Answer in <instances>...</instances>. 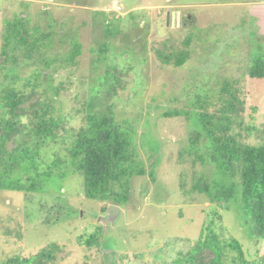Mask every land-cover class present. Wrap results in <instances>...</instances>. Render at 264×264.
<instances>
[{"label": "rangeland", "instance_id": "1", "mask_svg": "<svg viewBox=\"0 0 264 264\" xmlns=\"http://www.w3.org/2000/svg\"><path fill=\"white\" fill-rule=\"evenodd\" d=\"M119 1L124 7L120 21L107 0H0V90L12 80L5 77L9 67L19 68L17 86L40 68L39 62L4 63L6 20L25 17L28 27L43 32L51 24L55 32L49 50L52 57L68 51L69 40L76 36L83 45L77 62L48 80L60 89L56 115L68 131L78 130L92 98L104 101L95 111L111 107L118 123L132 128L138 158L147 171L133 178L130 204L121 207L116 221L106 222V230L99 220L112 204L85 198L84 177L73 171L65 181L52 179L42 193L0 190V261L17 253H36L55 242L64 249L53 264H109L111 258L117 264H174L180 253L196 244L203 229L212 226L222 239L241 242L250 264H264V240L253 238L237 205L224 209L205 195L188 192L197 174L211 178L215 168L193 164L188 157L181 162L179 152L189 146L191 121L162 116L167 109H191L200 98L216 102L224 80L238 81L235 87L244 111L232 133L249 144L264 141V78L252 79L248 74L256 57L264 55V0ZM149 5L153 8L129 12L133 6ZM164 6L177 7L181 27L177 23L175 28L168 27L167 19H162L169 10ZM97 12L106 13L110 24ZM142 21H148L147 28L137 27ZM107 24L121 33L109 34ZM158 29L164 35L159 36ZM170 29L181 30L175 33L179 45L192 36L190 55L182 68L165 66L155 55L154 46L166 40ZM111 66L123 80L116 91L110 86L113 80L108 82L105 77ZM40 80L39 90L50 88L45 78ZM73 140L61 138L43 146L39 172L57 157L65 162L61 171H66L70 163L67 148ZM98 230L101 244L89 247L79 242Z\"/></svg>", "mask_w": 264, "mask_h": 264}, {"label": "trees", "instance_id": "2", "mask_svg": "<svg viewBox=\"0 0 264 264\" xmlns=\"http://www.w3.org/2000/svg\"><path fill=\"white\" fill-rule=\"evenodd\" d=\"M97 14L105 16L110 24L106 13ZM112 14L119 15L115 11ZM116 18L121 20V16ZM28 26L29 20L21 16L14 17L13 21H5L1 50L4 63L39 62L40 68L25 83L17 86L19 68L9 67L5 77L12 80L1 85L0 190L42 193L48 189L46 184L52 179L65 181L67 174L73 171L84 177L85 198L126 207L134 192L133 178L147 173L144 162L138 158L132 128L121 126L111 107L95 111L97 105L104 104L98 98H92L88 103L84 111V123L78 130L68 131L63 127V119L56 115L55 106L60 89L49 84L48 80L52 81L56 73L74 65L82 54L83 45L76 36L71 37L68 51L52 57L49 50L55 41L53 26L50 24L47 32ZM180 29H170L166 40L154 46L158 61L165 66L182 68L187 63L192 36L188 35L181 45L176 44L175 33H181ZM158 30L159 36L164 35ZM107 32L113 35L121 33V30H113L111 24ZM248 74L252 79L264 78V55L256 57ZM105 77L108 82L113 80L110 86L115 91L117 85L123 84L120 72L114 66L106 70ZM43 78L50 88L39 90L40 79ZM237 84L238 81L224 80L216 102L200 98L190 106L191 109H167L162 116L186 117L191 121L193 129L189 146H184L179 152L181 162L188 157L193 164L200 162L202 166L215 168L211 178L196 173L188 192L205 195L210 202L224 209L237 205L239 212L241 210L244 214L245 224L251 229L253 238L260 241L264 240V141L256 145L249 144L232 133L233 125L241 123V112L244 111L243 101L235 87ZM212 107L215 109L211 110ZM252 129L260 133L257 128ZM68 137L74 140L67 148L70 163H66V171H61L65 162L57 157L47 165V170L40 173L39 150L47 143L58 142L61 138L66 140ZM260 139L263 140V136ZM9 145H13V148L8 149ZM56 170L61 172L56 174ZM23 175L27 176L25 180L22 179ZM181 185L185 191V184ZM79 242L89 247L101 244L99 230L86 240L79 238ZM63 249L60 244L52 242L30 255H10L0 264H53ZM111 259L109 264H117L116 259ZM174 264L250 263L245 259L241 242L235 238L222 239L212 226H208L191 249L177 256Z\"/></svg>", "mask_w": 264, "mask_h": 264}, {"label": "water", "instance_id": "3", "mask_svg": "<svg viewBox=\"0 0 264 264\" xmlns=\"http://www.w3.org/2000/svg\"><path fill=\"white\" fill-rule=\"evenodd\" d=\"M180 12L177 13V12H173L172 15H168L167 16V25H171L172 27H175L176 26V23H177V26H180ZM121 207L119 205H115V204H112L110 205L107 210H106V214L105 216L107 217V220H104V215L100 216V224H102L103 228L106 230V226L107 225V221L112 224L114 221H116L119 216L121 215Z\"/></svg>", "mask_w": 264, "mask_h": 264}, {"label": "crops", "instance_id": "4", "mask_svg": "<svg viewBox=\"0 0 264 264\" xmlns=\"http://www.w3.org/2000/svg\"><path fill=\"white\" fill-rule=\"evenodd\" d=\"M169 2H170V0H169ZM162 7V6H161ZM165 8H167V9H169L167 12H168V15H169V13L171 12V14H172V12H174V11H176L177 12V10H174V9H176L177 7L176 6H164ZM151 9V8H153L152 6H136V7H131L130 9H129V12H132V11H139V10H145V9ZM171 10H173V11H171ZM179 13V12H178ZM181 16V15H180ZM166 18H167V13H166V16L165 17H162V19H165L166 20ZM145 20V19H144ZM164 22L165 21H163V24H162V26L164 25ZM146 23H148V21H142L141 23H139L138 25H137V27L138 28H140V27H142L143 29L146 27H148L147 26V24ZM162 23V22H161ZM181 23H182V18L180 17V27H181ZM164 27V26H163ZM168 27H170V25L168 26ZM167 27V28H168Z\"/></svg>", "mask_w": 264, "mask_h": 264}, {"label": "built area", "instance_id": "5", "mask_svg": "<svg viewBox=\"0 0 264 264\" xmlns=\"http://www.w3.org/2000/svg\"><path fill=\"white\" fill-rule=\"evenodd\" d=\"M107 2L110 4L112 10L118 14H122L124 12V7L121 5L119 0H107Z\"/></svg>", "mask_w": 264, "mask_h": 264}, {"label": "clouds", "instance_id": "6", "mask_svg": "<svg viewBox=\"0 0 264 264\" xmlns=\"http://www.w3.org/2000/svg\"><path fill=\"white\" fill-rule=\"evenodd\" d=\"M181 15V14H180ZM179 27V26H178ZM175 28V27H174Z\"/></svg>", "mask_w": 264, "mask_h": 264}, {"label": "flooded vegetation", "instance_id": "7", "mask_svg": "<svg viewBox=\"0 0 264 264\" xmlns=\"http://www.w3.org/2000/svg\"><path fill=\"white\" fill-rule=\"evenodd\" d=\"M105 213H106V211H105Z\"/></svg>", "mask_w": 264, "mask_h": 264}]
</instances>
